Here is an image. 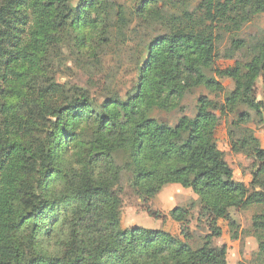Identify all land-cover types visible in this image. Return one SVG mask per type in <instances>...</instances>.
<instances>
[{
	"label": "trees",
	"instance_id": "obj_1",
	"mask_svg": "<svg viewBox=\"0 0 264 264\" xmlns=\"http://www.w3.org/2000/svg\"><path fill=\"white\" fill-rule=\"evenodd\" d=\"M72 2L0 0V264H227L226 248L212 247L221 236L217 221L236 227L230 210L251 206L261 208L251 233L264 259V149L249 131L233 140L248 118L231 123L235 131L228 138L233 152L256 162L249 186L234 180L217 148L213 102L200 97L195 116L174 125L154 116L175 109L196 87L224 92L207 74L217 43L229 35L228 59L246 48L235 32L264 14V0H213L209 23L186 0H141L134 10L104 0ZM136 27L142 32L134 33ZM110 28L114 46L138 39L137 77L124 97L108 88L97 104L80 87L58 84L50 61L66 38L81 46L95 41L98 48ZM249 53V61L224 73L236 88L225 97L223 115L239 105L264 114V101L254 94L257 82L264 87V34ZM72 156L85 170L82 177L68 166ZM123 171L153 219L162 215L147 203L162 187L190 189L210 231L202 246L188 248L161 231L121 230ZM195 208L192 203L168 213L185 239L192 238Z\"/></svg>",
	"mask_w": 264,
	"mask_h": 264
},
{
	"label": "rangeland",
	"instance_id": "obj_2",
	"mask_svg": "<svg viewBox=\"0 0 264 264\" xmlns=\"http://www.w3.org/2000/svg\"><path fill=\"white\" fill-rule=\"evenodd\" d=\"M75 6L83 0H72ZM101 1V0H100ZM110 1L116 5H125L129 9L136 7V1L141 0H104ZM159 3L164 1L176 0H157ZM190 1L191 9L195 8L196 13L206 21L210 22L212 14L213 0H186ZM201 1L202 4H199ZM111 17L109 21H113ZM137 22V21H136ZM137 27L138 24L136 23ZM131 26L130 30L132 29ZM135 28L134 33L142 32ZM147 33L154 34L155 28L145 29ZM103 40L107 41L98 44V48L90 40L87 44L82 45L79 41L66 38L60 46L56 48V54L51 59V76L60 84H72L80 87L84 92L94 97L97 104H101L108 96L107 89L110 93L117 94L120 98L124 97L125 93L130 90L136 80L137 69L135 66L134 52L138 39L127 45L114 46L115 32L112 28L108 31ZM240 39L247 43V47L235 52L232 59L225 57L226 38L229 35H224L226 38L218 42L217 58L213 66L208 70L209 77L215 78L224 88L223 93H216L207 90L203 86H199L186 93L178 106L172 111H159L154 113L155 117L174 125L177 120L183 116L194 117L197 109V102L200 97H205L207 100L216 105L213 114L217 117L214 141L218 150L223 154L224 160L233 171L234 180L242 182L249 186L252 179V171L255 168L256 162L242 153H235L231 150V141L228 138L229 131H235L231 123H235L240 119L241 115L248 118L247 123H240V130L235 131L234 141L240 139L241 133L249 131L259 142L260 148L264 149V114L258 116L256 113L239 105L229 115L222 114L224 100L228 93L235 90V80L226 76L224 73L231 71L236 64H241L249 61L251 54L249 48L260 42L264 34V14L256 17L251 23L243 26L238 32H235ZM104 43V44H103ZM107 44V45H105ZM101 51V52H100ZM255 97L259 101H264V87L261 82H257L255 86ZM81 153V152H80ZM73 157V156H72ZM68 161V166L72 167L76 175L80 177L84 175V168L78 163L77 158ZM116 163L121 164V157H116ZM129 174L122 172L120 174L119 187L121 192L119 195V204L117 212L119 215L120 229L128 231L134 228H142L153 231H161L171 235L180 244L196 249L202 246L203 239L207 234H210L206 222L199 220V202L197 197L190 189H184L177 184L166 185L148 201V206L153 211H158L166 215V220L153 219L148 217L145 212L144 202L139 198L138 194L130 188ZM75 188L71 190L74 192ZM69 194L70 191H69ZM192 203L196 204V208L191 212L189 228L192 232V238L185 239L180 234V226L172 221L168 213L174 208L188 207ZM260 207L251 206L246 209H232L230 216L236 222L237 226L231 228L225 220H218L217 226L221 231V236L212 239V247L226 248L227 264H264V259L258 256L257 240L251 233L252 217L260 212ZM28 231L31 229L28 227ZM30 235V233H28ZM235 236L234 239L232 237ZM24 237H28L27 234ZM31 247V244H29ZM34 255L33 250L28 256V259ZM34 259V258H32ZM31 259V260H32Z\"/></svg>",
	"mask_w": 264,
	"mask_h": 264
}]
</instances>
